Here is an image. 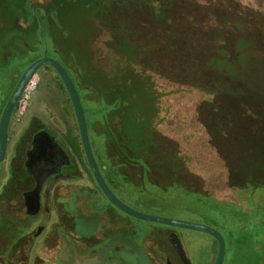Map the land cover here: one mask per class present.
I'll list each match as a JSON object with an SVG mask.
<instances>
[{
    "label": "trees",
    "instance_id": "obj_1",
    "mask_svg": "<svg viewBox=\"0 0 264 264\" xmlns=\"http://www.w3.org/2000/svg\"><path fill=\"white\" fill-rule=\"evenodd\" d=\"M75 1L0 0V69L27 60L47 40L62 55L65 23L80 7L91 9L88 3L94 0H78L81 6ZM103 1L112 18L99 23L98 40L114 43L112 63L90 69L76 60L67 63L80 83L84 106L105 110L90 125L118 178L138 192L150 186L212 191L221 202L236 200L241 188L248 190L245 200L264 191V86L231 75L223 65L233 62L232 55L218 53L219 46L208 53L200 39L190 41L186 29L179 32L174 16L185 17L184 0H96ZM119 16L133 24L120 28ZM128 50L135 66L128 65ZM104 57L109 59L108 49ZM40 70L54 73L64 85L52 66ZM186 96L197 105L198 126L192 132L182 107ZM173 231L154 224L144 237L146 254L159 248L165 253Z\"/></svg>",
    "mask_w": 264,
    "mask_h": 264
},
{
    "label": "rangeland",
    "instance_id": "obj_2",
    "mask_svg": "<svg viewBox=\"0 0 264 264\" xmlns=\"http://www.w3.org/2000/svg\"><path fill=\"white\" fill-rule=\"evenodd\" d=\"M75 3L77 6L82 5L78 0ZM88 4L91 9L80 7V10L76 11L72 17L73 19L65 23L67 26L66 35L68 36L66 41L64 39L62 41V55L54 52L51 42L47 40L41 44L39 51L27 60L15 62L9 68L0 69V117L22 73L31 62L44 55L47 45L48 54L59 59L69 69L78 89H80V83L67 60H76L79 66L84 65L88 69L95 63L101 65L112 63L111 57H114L115 53L114 43L106 41L101 45L100 40H98L99 28L102 26L99 23L107 22L112 18L110 6L105 1L96 2V0ZM184 4L185 12L188 10L186 14L193 13V19L188 20L184 16L182 19L177 17L179 32L184 29L189 31L192 26L197 28L199 32L202 30L206 32V29H208L207 32H218L217 27L212 26V20L204 14L206 11V14L209 15L208 9L195 8L190 0H184ZM118 20L119 27L126 28V30L127 25L133 24L127 16H119ZM262 31L264 33V29ZM200 40L201 44L206 46V48L203 46L202 49L208 53L214 50L217 45H222V41L209 40L208 42L203 37ZM261 40L264 41V37ZM259 44L262 43L257 41V36L242 41L241 46H245L232 59L235 66L230 62H226L223 66L230 70L229 73L233 76L245 75L253 85L264 86V57L259 50ZM106 49H108L109 59L104 57ZM127 54L129 56L128 65L135 66L132 62V53L128 50ZM261 88L264 89V87ZM67 96L66 89L54 73L39 70L30 82L19 108L14 114L10 126V145L22 130L28 116L37 111L41 112L39 105L43 101L50 102L56 112L60 116L62 115L61 119L66 123L70 132L77 135V122L72 111L69 110ZM186 98V103L189 104L190 96H186ZM186 103L182 107L185 111L187 109L189 113L190 126L187 132H189L188 130L192 132L198 126L195 120L197 105L196 102H192L191 105ZM178 104L181 103L178 102ZM84 107L97 160L111 186L122 200L134 208L146 212L200 221L215 226L224 233L226 238L227 253L224 264H264V191L257 190L251 194V199L245 200V195L249 193L247 188H241L237 191L236 200L223 202L212 191L204 194L176 188L166 192L152 186L147 192L135 191L130 185L123 183L118 178L115 169L110 167L105 160L102 152V141L96 137L91 129L92 119L101 116L105 110L95 105ZM9 152L10 148L8 149ZM86 181L91 186V191L96 190L98 195L102 197L103 194L98 190V185L90 171H87ZM76 185L75 182H69L63 190L64 214L69 222L60 224V238L53 242L49 241L47 231L40 236L39 242L33 248L32 264H168V261L170 264H183L172 246H169L165 253H161L159 248V251L146 254L144 250L145 234L152 230L154 224L158 223L128 216L125 226L121 227L120 221H116V216L112 214V210L103 204H108L106 197L105 199L102 197L103 203L92 200L93 197L91 198L90 193L77 190ZM243 201L245 202L243 203ZM113 212L118 214L120 219L124 216L116 208L113 209ZM101 228L102 230H100ZM172 228L181 237L192 264H214L218 243L213 236L190 229ZM96 229L97 231L100 230L96 235L98 242H100L97 245L95 255H89L87 250L83 253L82 248H76V244L73 243V235L76 231L79 240L83 244H88L86 239ZM121 243L128 247V252L123 253L126 258L125 261L121 259V250L116 247ZM145 255L148 260L145 259Z\"/></svg>",
    "mask_w": 264,
    "mask_h": 264
},
{
    "label": "flooded vegetation",
    "instance_id": "obj_3",
    "mask_svg": "<svg viewBox=\"0 0 264 264\" xmlns=\"http://www.w3.org/2000/svg\"><path fill=\"white\" fill-rule=\"evenodd\" d=\"M190 3L195 8L208 9L209 15L206 11L204 14L212 20H210L212 26L217 27L218 32H207L208 29L206 32L203 30L199 32L192 26L184 33L188 40L195 41L203 37L208 42L209 40L222 41V45L216 46V48L219 46L217 52L224 51L225 55H232L234 58L245 46H241L242 41L257 36V41L262 43L259 44V50L264 57V41L261 40L264 37L262 31L264 29V0H190ZM177 15L176 13L174 16L175 23L179 16ZM192 16L191 12L185 15L188 20L193 19ZM205 67L211 69L208 64H205ZM63 86L66 89L65 85ZM67 95L69 110L72 111L77 122L68 92ZM20 103L16 106L14 114ZM39 109L41 112L37 111L28 116L22 130L11 145L9 142L10 152L7 151L6 160L0 163V264H32L33 248L44 232L47 231L50 242L60 238V224L69 222L65 217V208L62 203L63 190L69 182H75L76 189L81 192L86 191L88 194L91 192V198L100 197L96 190L91 191V186L86 181L87 171H90L92 176L93 173L85 154L78 123L76 135L70 132L66 123L61 119L62 115L56 112L50 102H41ZM40 171L51 173L43 181L39 197H36L34 191L37 188L38 179L35 173ZM106 179L108 181L107 177ZM108 183L110 184L109 181ZM112 189L114 190L113 187ZM98 190L103 194L102 197H106L99 186ZM106 200L108 204L102 203L112 210L116 221H120L121 227L125 226L129 215L112 205L107 197ZM114 208L121 211L124 218L120 219V216L113 212ZM100 230L96 229L90 234V237L86 239L88 244H83L79 240L76 231L77 233L73 235L76 248H82L83 253L87 250L89 255H95L100 242L96 235ZM116 247L121 250V259L125 261L123 253L128 252V247L123 243ZM173 250L176 251L174 247ZM181 262L183 263L182 260ZM168 264H170L169 261Z\"/></svg>",
    "mask_w": 264,
    "mask_h": 264
},
{
    "label": "water",
    "instance_id": "obj_4",
    "mask_svg": "<svg viewBox=\"0 0 264 264\" xmlns=\"http://www.w3.org/2000/svg\"><path fill=\"white\" fill-rule=\"evenodd\" d=\"M45 65H50L57 71V73L59 74L60 78L62 79L66 87V90L70 96L72 105L75 110L83 147L91 171L98 186L100 187L104 195L107 197V199L111 202V204L114 205L119 210H121L122 212L126 213L127 215L141 220L163 224L174 228H183V229L200 231L213 236L218 243V251L214 264H224L227 253L226 238L224 233L215 226L200 221L187 220V219L176 218L172 216H166L162 214L139 210L126 203L116 194V192L112 189V187L108 183L100 167V164L97 160L93 148V144L91 141L87 114L84 107V103L82 101L80 91L76 86L74 78L72 77L68 68L59 59L48 55V46H46L44 50V55L40 58L35 59L24 70L15 89L13 90L8 102L6 103L3 109V112L0 117V163L6 160L7 158V151L9 148L10 126L12 123L15 108L22 100L23 95L27 90L30 82L34 79V77L39 72V70ZM59 148L65 154L63 149L61 147ZM50 173L51 172L49 171H45V172L40 171L35 173L38 179V185L36 190L34 191V193L37 195L36 197H39V193L43 181L46 179L48 175H50ZM169 241L177 251L183 263L191 264V260L187 256V253L185 251L183 242L179 234L175 231L171 232L169 234Z\"/></svg>",
    "mask_w": 264,
    "mask_h": 264
}]
</instances>
